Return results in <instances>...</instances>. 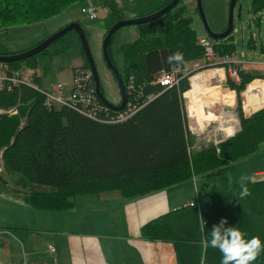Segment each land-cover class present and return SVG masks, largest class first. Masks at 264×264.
<instances>
[{
	"label": "trees",
	"instance_id": "16d2710c",
	"mask_svg": "<svg viewBox=\"0 0 264 264\" xmlns=\"http://www.w3.org/2000/svg\"><path fill=\"white\" fill-rule=\"evenodd\" d=\"M81 1L0 0V26L43 22ZM184 1L161 17L137 25V38L119 44L115 53L112 38L110 58L125 85L130 76L135 84L133 92L127 91V103L121 110L129 101L137 104V110L124 120L116 119L113 115L119 110L102 101L94 79L80 85V92L90 97L92 114L80 104L48 107L43 92L26 83L0 89V108H10L19 99L23 103L19 115L0 114V150L7 173L6 177L0 176V192L36 208L66 210L79 194L114 190L130 200L191 181L196 197L190 202L194 205L187 203L147 221L141 235L147 240L172 243L177 264H200L201 258L204 264H220L221 253L204 247L201 238L221 218L247 233L246 239L257 236L264 244V178L238 183L230 176L234 163L260 152L264 107L245 115L242 93L256 76L239 65L240 79L236 81L229 73V67L235 64L217 63L213 67L226 70L225 86L236 93L240 130L220 142L194 148L199 134L191 131L189 118L193 123L208 118L224 121L220 115L208 112L206 107L211 103L203 100L204 84L213 75L212 70L201 67L189 73L182 71L169 86L157 81L173 66L186 68L188 63L205 58V49L192 27L193 15ZM101 2L116 15L112 25L127 18L119 8V0ZM263 9L264 0H252L254 13ZM231 36L213 40L222 57L234 55ZM173 53H181V59L169 61ZM84 58L82 68H87ZM7 66L22 74L32 69V81L40 84L36 56ZM241 185L248 190L243 199L239 195ZM202 221L204 233L200 231ZM252 264H264V250Z\"/></svg>",
	"mask_w": 264,
	"mask_h": 264
},
{
	"label": "crops",
	"instance_id": "0c3cea01",
	"mask_svg": "<svg viewBox=\"0 0 264 264\" xmlns=\"http://www.w3.org/2000/svg\"><path fill=\"white\" fill-rule=\"evenodd\" d=\"M138 9L125 14L126 17L146 13H140ZM135 26L134 30L123 31V36L136 38L139 30ZM123 36L121 42L127 40ZM22 51L10 49L0 50V53ZM242 57L244 60H238L241 68L256 76L242 93V106L246 115H249L264 107V61L254 58L246 60L245 54ZM216 69L224 70L225 75L220 80H226L225 68ZM220 88L223 93L228 91V97L224 103L221 100V105H227L228 115L235 118L236 93L232 89ZM226 127L217 132L220 139L229 136L223 132ZM202 130L191 129L194 133ZM239 163L242 165L237 163L233 167H249L250 173H254L252 177L264 178V143L259 153ZM195 197L194 183L185 181L130 200L114 190L79 194L72 198L73 205L68 209L47 210L0 192V264H177L174 245L144 239L141 228L147 221L184 206ZM49 245L55 247L54 253L49 250Z\"/></svg>",
	"mask_w": 264,
	"mask_h": 264
},
{
	"label": "rangeland",
	"instance_id": "374dc122",
	"mask_svg": "<svg viewBox=\"0 0 264 264\" xmlns=\"http://www.w3.org/2000/svg\"><path fill=\"white\" fill-rule=\"evenodd\" d=\"M166 2L167 0H119V8H121L125 14H128L133 9L139 8L138 12H146L135 16L140 17L143 15H148V13L152 11L155 12V10L159 8L161 4H165ZM251 2L252 0H237L235 7L234 30L232 31L231 36L235 44V52L234 55L232 57H228L227 60L228 62L237 66H239L238 60H244L242 57L244 54L246 56V60L254 58L264 61V57H262V46H264V9L261 12L254 13L251 10ZM184 3H187L191 14L193 15L192 27L196 30L199 40L202 37H208L202 18L197 11V0H185ZM229 4L230 0H202L204 13L210 28L214 32H221L226 28L229 15ZM90 6L97 9L98 17L94 20L89 19L87 15L82 12L83 7ZM239 7H241L240 17H238ZM115 17V13L109 7H107L104 2H101V0H83L71 5L70 8H68L63 14L43 22L10 27L0 26V50H27L45 40L52 34L56 33L61 25L64 26L65 24L72 21H78L82 24L87 33L92 54L98 68L102 93L110 102H118L120 101V90L113 73L106 67L102 52L104 31L109 28ZM134 29H136L134 24L126 25L121 27L116 32L112 43V50L114 53L117 51L119 44L123 43L121 42L123 31H130ZM123 37L125 39L127 38V40H124V42L135 39L133 37ZM36 57V72L38 76L41 77L40 84L38 85L40 89L42 91H51L58 83H61L63 85L65 96H69L74 84V69L77 67H82L85 64L81 40L78 33L74 30L69 31L60 39L55 41L48 48V50L37 54ZM114 57L116 60H119L117 54H114ZM203 63L204 59L197 62L188 63L186 68L181 67V69L183 72L186 71L189 73L190 70L202 67ZM230 68H233V66H230ZM21 69L24 71L26 70L24 68ZM209 69L212 70L213 75H211L204 84L203 91L205 93V99L203 100L211 103L206 107V110L208 112L212 111L213 113L220 115L224 119V122L219 119V121H212V118L205 120L203 125L204 128H202L203 130L201 131L202 133L199 131V137H197L195 140L194 148L197 149L202 148L213 141L217 140L218 142L220 140V134L217 132L222 131V128L228 126L230 123L236 124L237 122L239 124V118L237 114V96L235 95V118H231L228 115L227 110H229V108L227 105H221V100L224 103L225 99H227L228 91H224L223 93L220 87H222L223 90H231L227 89L228 87L225 85L222 86V84H224L226 81L225 79L220 80L225 75L224 70L220 69V71H216V68ZM26 73L27 72L23 73L24 77H26ZM232 78L236 79L235 77ZM242 99L244 101L243 95ZM243 111L244 114H246L244 108ZM192 123L193 121H191L189 118L190 128L198 129ZM205 126L207 128H205ZM239 162H237L238 164L234 163L231 166L230 176L232 180L234 182H237L236 179L242 180L238 183H246L255 180L256 177H252L254 173H250L251 168L246 166L233 167L236 164L242 165ZM0 176L6 177V170H4ZM248 176L249 178H247ZM10 182L12 186H14L12 179H10Z\"/></svg>",
	"mask_w": 264,
	"mask_h": 264
},
{
	"label": "built area",
	"instance_id": "2783aa9c",
	"mask_svg": "<svg viewBox=\"0 0 264 264\" xmlns=\"http://www.w3.org/2000/svg\"><path fill=\"white\" fill-rule=\"evenodd\" d=\"M82 12H84L87 15V17L92 20L98 17L97 9L92 6L83 7ZM199 42L201 45H203L205 49V58H204V61L206 63L205 66L208 65L212 67L220 62H228L227 60L228 57H222L215 50V45L212 39L208 37H202L200 38ZM181 73H183L182 69H180L178 66H173L168 72H163V74L158 78L157 81L160 82L162 85L169 86L176 80V78L178 77V74H181ZM229 73L231 77H235L236 79H238L239 72H238L237 65L236 67L233 66V68H229ZM32 74H33V71L28 70V74L26 75V77H24L21 71L11 69L10 67L7 66V63L0 62V89H3L5 87H10L11 85L19 87L21 83H26L30 86L35 87L37 90H41L40 87L32 81ZM88 79H94V75H93L91 68L78 67L74 72V84L71 89V94L69 96H65L64 91H63V85L61 83H58L55 86V88L51 91L41 90V92H43V95H44L45 104L48 107H54V106L58 107L64 104H70V105L75 106L77 104H80L82 108H85L87 109L88 112H90L89 114H92L93 109L91 107H88L91 104L90 97L89 96L86 97L84 94L80 92L81 91L80 85L85 80H88ZM126 88L128 92L130 91L133 92V89H134L133 76L129 77ZM22 105L23 103L19 99L17 104L10 108H7V109L0 108V114H6L8 116L19 115L20 107ZM136 107H137L136 103L129 101L126 109L117 111V114L113 116L116 117V119L124 120L125 118L130 117L137 110ZM21 123H23V121H21ZM4 170H5V165H4V160H3V151H0V174ZM189 205H194V202H189ZM1 234L2 232H0V237H1ZM49 250L54 253L55 247L53 245H49Z\"/></svg>",
	"mask_w": 264,
	"mask_h": 264
},
{
	"label": "water",
	"instance_id": "95a60500",
	"mask_svg": "<svg viewBox=\"0 0 264 264\" xmlns=\"http://www.w3.org/2000/svg\"><path fill=\"white\" fill-rule=\"evenodd\" d=\"M179 2H180V0H171L165 6L161 7L160 9H158L155 12L149 13L148 15H143L140 17H127V18L121 19V20L115 22L108 29L107 33L105 34V36L103 38V42H102V51H103V56H104L106 66L113 73V75L116 79V82L118 84L120 93H121V101H120V104H118V105H115L112 102H110L109 100H107L106 97L102 93L101 80H100L98 68L96 65V61L94 59V56L92 54V50H91V47H90V44L88 41V36H87V33H86L84 27L78 21H72V22L68 23L66 26L60 28L56 33L52 34L51 36H49L45 40L41 41L40 43H38L37 45H35L32 48H29L27 50H24V51L18 52V53H5V54L0 53V62L11 63L14 61H20V60H24V59H27V58L32 57V56H36L37 54L43 52L45 49L49 48L55 41L60 39L66 33L74 30L78 33V35L80 37L82 50H83L84 55L86 57V61L88 63V66L92 69L94 79L96 82V89H97L98 95L100 96V98L102 99V101L106 105H108L109 107H111L115 110L120 111L121 109H123L125 107V105L127 103L128 92H127L126 85H125V82L123 80V77H122L120 71L115 66V64L113 63V61L111 60L110 55H109V46H110L112 38L114 37L117 30H119L121 27L126 26V25H133V24L134 25H140L142 23L153 21V20L161 17L165 13L171 11ZM236 3H237V0H230L229 15H228V22H227L226 28L221 32H214L210 28L209 23L207 21V18H206V15L204 13V9L202 6V0H197L198 12H199L200 17L202 18V21L204 23V27H205L209 37H211L212 39H220V38H225L231 34V32L234 29V19H235L234 17H235ZM238 11H239L238 17H240L241 7H239ZM184 97H185V95H184Z\"/></svg>",
	"mask_w": 264,
	"mask_h": 264
},
{
	"label": "clouds",
	"instance_id": "9594fccd",
	"mask_svg": "<svg viewBox=\"0 0 264 264\" xmlns=\"http://www.w3.org/2000/svg\"><path fill=\"white\" fill-rule=\"evenodd\" d=\"M181 53H173L168 57L171 60H180ZM240 198L248 195L246 187L241 185ZM200 231L204 233L205 222H201ZM247 233L239 228L227 225L226 218H221L214 224L206 235L202 236L201 244L204 247L217 249L221 253L220 264H252L257 256L264 250V244L257 236L245 238ZM200 264H204L201 258Z\"/></svg>",
	"mask_w": 264,
	"mask_h": 264
},
{
	"label": "bare ground",
	"instance_id": "6f19581e",
	"mask_svg": "<svg viewBox=\"0 0 264 264\" xmlns=\"http://www.w3.org/2000/svg\"><path fill=\"white\" fill-rule=\"evenodd\" d=\"M237 4V3H236ZM214 43V41H213ZM203 46V45H202ZM180 68V67H179ZM239 76L238 79H235L236 81H239ZM135 85V84H134ZM219 121V120H218ZM219 123V122H218ZM195 127H197L198 129L203 128L204 122H195L192 123ZM239 127V124H231L230 126L226 127L224 130H226L229 134H232L237 128ZM196 129V128H195ZM211 133V132H210ZM213 134V133H212ZM195 144V143H194Z\"/></svg>",
	"mask_w": 264,
	"mask_h": 264
}]
</instances>
